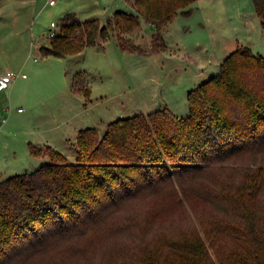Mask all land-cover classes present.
I'll use <instances>...</instances> for the list:
<instances>
[{
    "label": "trees",
    "instance_id": "1",
    "mask_svg": "<svg viewBox=\"0 0 264 264\" xmlns=\"http://www.w3.org/2000/svg\"><path fill=\"white\" fill-rule=\"evenodd\" d=\"M195 0H126L106 26L66 14L43 57L76 55L115 37L122 52L167 50L166 25ZM264 30V0H251ZM154 28L146 46L129 36ZM83 74L71 89L89 99ZM166 106L78 131L73 162L28 145L48 163L0 181V264H264V57L238 46ZM200 205L192 222L172 219ZM72 262V263H71Z\"/></svg>",
    "mask_w": 264,
    "mask_h": 264
},
{
    "label": "rangeland",
    "instance_id": "2",
    "mask_svg": "<svg viewBox=\"0 0 264 264\" xmlns=\"http://www.w3.org/2000/svg\"><path fill=\"white\" fill-rule=\"evenodd\" d=\"M48 2L0 0V72L9 70L27 77L0 92V181L32 171L26 146L22 144L23 134L29 127L20 120L30 114L23 99L25 95H39L41 100L53 98L54 92L61 91L57 99H62L66 108L76 104L77 98L66 94L69 80L64 65L67 70L87 72L86 83L93 91L89 96L93 104L111 109L131 104L130 108L135 110V105L146 109L150 103L170 94L169 84L180 76L176 74L178 66L186 59L190 63L196 56L207 58L211 52L215 56H227L243 45L264 57V30L251 0H195L187 8L188 15L178 14L166 25L165 40L175 50L171 53L168 49L153 56L122 52L115 37L110 35L104 43L100 42L104 48L88 47L81 56L70 58L72 61L43 57L39 45L49 43L48 34L57 29L68 13L74 12L82 22L97 19L104 26L115 10L135 13L124 0H54V5ZM113 5L116 7L112 9ZM51 22L55 23V28L51 27ZM153 33V26L141 19L140 27L129 38L146 46ZM18 108L22 112L19 113ZM2 119H6L3 125ZM9 130L15 132V136ZM60 152L70 163L74 161L73 149L61 148ZM42 158L43 164L48 163L47 157ZM199 207L194 204V212L189 208L187 218L179 212L172 219L195 224V215L202 211Z\"/></svg>",
    "mask_w": 264,
    "mask_h": 264
},
{
    "label": "crops",
    "instance_id": "3",
    "mask_svg": "<svg viewBox=\"0 0 264 264\" xmlns=\"http://www.w3.org/2000/svg\"><path fill=\"white\" fill-rule=\"evenodd\" d=\"M124 2L128 4L126 0H124ZM113 7H116V6L114 5L111 6L112 9ZM115 12H118V11L115 10ZM115 12L113 11L111 12V14L113 15ZM72 14H75V13L72 12ZM109 18L110 17H108L107 20ZM52 23L54 22H51V24ZM164 30H166V27ZM164 35H165V31H164ZM100 42L104 43L105 41L99 40L96 45H99L101 48H104V45L101 44ZM39 48H40V45L38 49ZM167 49H168V53L175 51L169 45H167ZM83 52L76 54V55L65 56L60 59L66 60V61L67 60L72 61V59L70 58H77L81 56ZM181 53L183 54V56L185 55L183 51L182 52L180 51V54ZM224 58H226L225 54L215 56L214 53L211 52L210 56H208L207 58L205 56H196L195 59L190 63H188V60L186 59V61L183 62L182 65H179L180 69L178 66L176 74H180V76L174 79L175 81L172 80L171 83L169 84L171 85L170 89L173 93L170 91V94H165V96H163L162 98H159L158 101L150 103L146 109L144 108L142 109L141 106L135 105L134 107L137 108L135 110L131 109L133 107L131 104L130 105L128 104L126 107L120 106L119 109H117V107H115L114 109L113 108L111 109V108H108L106 105L93 104L91 98L86 99L82 93L75 92L71 89L74 76L78 73L83 74L84 79H85L84 85L87 86V83H86L88 79L87 72L86 71H75L73 69L67 70V68H65V65H64V69H65L64 73H65V76L68 75V80H69V84L66 89V92H67L66 94H69L68 96H70L71 98L72 97L77 98L75 105L73 104L66 108L63 102L60 101L62 99H59V100L57 99L58 95L61 94V91H59V93L58 91L57 93L54 92V94H52L54 95L53 98L47 97V98H42L40 100L39 95H34V94H29V95L26 94L25 97L23 98L24 102L28 106V109L30 110V114L29 116H26L20 120L21 123H25V125H28L29 127V130L25 132V134H23L22 144L26 146V152L28 154V158H30L31 160L30 161L32 165L31 169L32 170L36 169L40 165H42L44 158L31 156L28 153V145H34V146L41 147V148L51 147L59 152L61 148H67V149L72 150L73 149L72 144L74 143L79 130L87 128V127H93V128H96L100 134H102L106 130L107 125L118 118H122L120 115H122L123 113H131L132 116L137 115V114L146 115L155 110L160 109L163 106H166L172 113H174L175 115L179 117L187 116L188 114V103H187L188 92L194 87H196L197 85H199L200 83L214 76L218 72L219 67L222 61L224 60ZM34 61H36V58H34ZM7 71L9 70L2 71L0 73L7 72ZM21 74H24V73H21ZM26 78L27 77L18 78L11 85H13L19 79L22 80ZM11 85L7 86L6 88H0V92L3 90H6ZM91 92L93 91L91 90ZM85 100H88V103H84ZM19 109L21 108H18L17 111ZM39 110H42V111L38 112ZM18 112L19 113L22 112V109L21 111H18ZM38 116L40 117V119L37 118ZM5 123H2L1 121L2 125ZM11 132L12 131L9 130L10 134ZM14 133L15 132H12V134Z\"/></svg>",
    "mask_w": 264,
    "mask_h": 264
},
{
    "label": "built area",
    "instance_id": "4",
    "mask_svg": "<svg viewBox=\"0 0 264 264\" xmlns=\"http://www.w3.org/2000/svg\"><path fill=\"white\" fill-rule=\"evenodd\" d=\"M48 3H49V5H53L54 0H49ZM51 27L55 28L56 25L54 23H52ZM53 36H54V32H51L48 34V38H51ZM25 77H26L25 74L15 73L12 71L0 73V88H6L7 86L11 85L16 79L25 78ZM18 111H21V109H19ZM5 122H6V119H2V123H5Z\"/></svg>",
    "mask_w": 264,
    "mask_h": 264
}]
</instances>
